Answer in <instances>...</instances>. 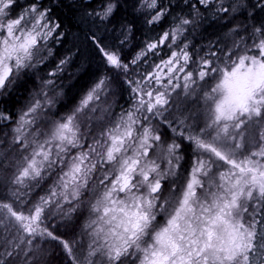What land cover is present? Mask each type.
Returning a JSON list of instances; mask_svg holds the SVG:
<instances>
[{
  "label": "snow or ice",
  "instance_id": "snow-or-ice-1",
  "mask_svg": "<svg viewBox=\"0 0 264 264\" xmlns=\"http://www.w3.org/2000/svg\"><path fill=\"white\" fill-rule=\"evenodd\" d=\"M0 264H264V0H0Z\"/></svg>",
  "mask_w": 264,
  "mask_h": 264
},
{
  "label": "trees",
  "instance_id": "trees-1",
  "mask_svg": "<svg viewBox=\"0 0 264 264\" xmlns=\"http://www.w3.org/2000/svg\"><path fill=\"white\" fill-rule=\"evenodd\" d=\"M24 2H25V0H21V3H24ZM98 2H99V0H93V6H95L96 3H98ZM55 14L59 15L61 19H65V17H66V12H61L60 10H57V12ZM140 23L142 24L143 21L141 20ZM170 23H171V18L169 17L164 23H162L160 26H158L155 29V31H151V30L145 28L144 29V34L145 35L156 36L157 33H160L163 30H165L169 26ZM143 38H144V36L141 34V32H137V40L140 41ZM66 40L64 41L63 45H60V44L54 45V43H52L50 45L51 47H53L54 55L49 59V61L46 63V65L41 67V70H40V76L41 77H46L47 71L51 69V67H50L51 64L53 63L55 65V63L57 62L56 59L59 58L61 55H63L65 53L66 48L71 47L70 43L68 45L65 44ZM60 46H62V47H60ZM126 52H127V50H126ZM164 52H168V49L165 48ZM51 60H52V62L50 64ZM153 60H155L156 62H159L158 58L152 57L149 60V63H152ZM69 71H74V69L70 68ZM33 81H35V79L29 80L28 84L24 86L23 95H21L20 99H19L20 101H21V99H23L22 97L25 94L28 95L27 94L28 88L33 85ZM60 81H62V83H63V85L61 83V86H62L63 92H64V95L61 97L62 101L63 102L68 101L67 104L70 105L71 109H72L75 106V104L77 103V101L80 99V97L84 93L82 91L83 85L86 84V89H87L90 86V80L88 79V77H79V76L74 78V79H72V80H69L67 74H65L61 78ZM15 103L16 102H13L12 104H9L7 106L11 110V112L13 114V118L15 117V114L17 112V106H18V103L16 104V106H15ZM129 103H130V101H129V98H128L127 94H125V96L122 99H119V100L116 101V104L118 105L117 108H120V105H124V107H126V106L129 105ZM120 110L121 109H119L118 112H120ZM39 194H43V193L40 192Z\"/></svg>",
  "mask_w": 264,
  "mask_h": 264
},
{
  "label": "rangeland",
  "instance_id": "rangeland-1",
  "mask_svg": "<svg viewBox=\"0 0 264 264\" xmlns=\"http://www.w3.org/2000/svg\"><path fill=\"white\" fill-rule=\"evenodd\" d=\"M71 40H72V36H68V38H67V40H66V43L65 44H71ZM205 43H206V41H204ZM50 43V45L52 44V42H49ZM54 45H57V44H54ZM60 47H62V46H60ZM60 58V57H59ZM59 58H57L56 59V61H58V59ZM51 62H52V60L50 61V64H51ZM49 64V65H50ZM54 64L52 63L51 64V68H54ZM49 67V68H50ZM71 68V67H70ZM69 68V69H70ZM61 80V79H60ZM60 80H58L57 81V83L58 84H61L62 83V81H60ZM39 84H40V81H39V79H35V81H33V85L32 86H30L29 88H28V91H30L32 88H36V87H38L39 86ZM62 85H63V83H62ZM68 85V84H67ZM66 85V86H67ZM27 94H28V92H27ZM27 96L28 95H24L22 98L23 99H21V101L19 100L18 102H16L15 103V106H16V104L18 103V106H17V112H16V114H15V117L13 118L14 120H15V118H16V116L18 115V113H19V110H20V108L24 105V103H25V101H26V98H27ZM62 96H60V97H57V104L58 103H63V101H62V98H61ZM111 102V101H110ZM14 105V104H13ZM117 104H115V108H114V114H118L119 112H118V110L120 109V108H117ZM129 106V105H128ZM128 106H126V107H128ZM117 108V109H116ZM54 110V109H53ZM58 118V117H57ZM190 166H191V157H188V159L184 162V164H183V168H182V172H184L185 174H186V170L187 169H189L190 168ZM50 182V181H49ZM42 192V191H41Z\"/></svg>",
  "mask_w": 264,
  "mask_h": 264
},
{
  "label": "flooded vegetation",
  "instance_id": "flooded-vegetation-1",
  "mask_svg": "<svg viewBox=\"0 0 264 264\" xmlns=\"http://www.w3.org/2000/svg\"><path fill=\"white\" fill-rule=\"evenodd\" d=\"M82 91L83 92L87 91L86 84L83 85ZM67 103H68V101L63 102V103H58V104L56 103L54 108H53L54 110L52 109L53 113H55L57 117L63 116L66 113H68L71 110V106L68 105Z\"/></svg>",
  "mask_w": 264,
  "mask_h": 264
}]
</instances>
